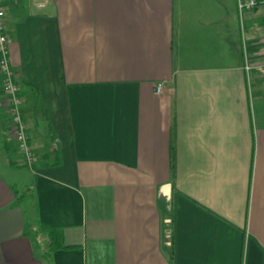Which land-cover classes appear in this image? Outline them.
<instances>
[{
	"label": "crops",
	"instance_id": "obj_1",
	"mask_svg": "<svg viewBox=\"0 0 264 264\" xmlns=\"http://www.w3.org/2000/svg\"><path fill=\"white\" fill-rule=\"evenodd\" d=\"M0 5L35 156L0 73V264H264L263 5ZM30 222L63 229L44 261Z\"/></svg>",
	"mask_w": 264,
	"mask_h": 264
},
{
	"label": "built area",
	"instance_id": "obj_2",
	"mask_svg": "<svg viewBox=\"0 0 264 264\" xmlns=\"http://www.w3.org/2000/svg\"><path fill=\"white\" fill-rule=\"evenodd\" d=\"M10 1V0H0ZM40 9L46 7L48 0H32ZM263 5L264 0H238V8L240 12L251 11L256 7ZM7 12L5 5H0V73L4 79V91L8 97L9 117L11 123V132L15 138L18 150L24 158L28 166H33L34 153L30 144V137L28 133V124L24 119L22 113L23 100L20 94V88L15 81L14 72L10 63V49L9 40L5 30V22L3 14ZM163 86L157 87V92L162 93Z\"/></svg>",
	"mask_w": 264,
	"mask_h": 264
},
{
	"label": "rangeland",
	"instance_id": "obj_3",
	"mask_svg": "<svg viewBox=\"0 0 264 264\" xmlns=\"http://www.w3.org/2000/svg\"><path fill=\"white\" fill-rule=\"evenodd\" d=\"M5 179L9 180L10 183H13L15 191L18 193V197H21L24 192V186L22 185V182L20 179H17V177H11L4 175ZM21 205H25L28 202V199H24L23 197L19 201ZM28 218L29 221H31L34 217L32 213L28 212ZM30 228H28L25 232V235L31 239L34 245V251L39 259L44 261V256L47 252V244H48V236L46 233L39 227L34 226L30 222Z\"/></svg>",
	"mask_w": 264,
	"mask_h": 264
},
{
	"label": "trees",
	"instance_id": "obj_4",
	"mask_svg": "<svg viewBox=\"0 0 264 264\" xmlns=\"http://www.w3.org/2000/svg\"><path fill=\"white\" fill-rule=\"evenodd\" d=\"M42 230L48 236L47 255H50L51 253L61 248L63 229L60 227L44 226Z\"/></svg>",
	"mask_w": 264,
	"mask_h": 264
}]
</instances>
